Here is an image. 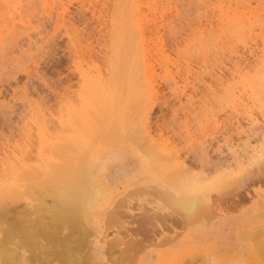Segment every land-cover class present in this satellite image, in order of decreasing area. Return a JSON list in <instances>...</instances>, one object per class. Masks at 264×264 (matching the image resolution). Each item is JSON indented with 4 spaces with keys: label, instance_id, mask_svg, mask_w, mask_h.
Instances as JSON below:
<instances>
[{
    "label": "rangeland",
    "instance_id": "374dc122",
    "mask_svg": "<svg viewBox=\"0 0 264 264\" xmlns=\"http://www.w3.org/2000/svg\"><path fill=\"white\" fill-rule=\"evenodd\" d=\"M103 1L0 0V249L15 251H2L11 264H93L79 225L93 217L72 209L86 182L117 211L102 229L125 257L110 256L113 242L103 264H141L127 256L157 232L168 249L154 264H180L181 168L217 173L264 145V92L251 87L264 76V0H129L112 16Z\"/></svg>",
    "mask_w": 264,
    "mask_h": 264
},
{
    "label": "bare ground",
    "instance_id": "6f19581e",
    "mask_svg": "<svg viewBox=\"0 0 264 264\" xmlns=\"http://www.w3.org/2000/svg\"><path fill=\"white\" fill-rule=\"evenodd\" d=\"M129 0H104L103 1V9L106 11H109L111 16L113 15V12H117L119 10H122L124 8V3L128 2ZM101 4V5H102ZM127 5V4H126ZM13 7V6H12ZM95 9V8H94ZM102 13H104V11ZM107 12V13H109ZM10 13V12H9ZM109 13V14H110ZM151 14V13H150ZM104 15V14H103ZM98 16V15H97ZM106 16H108L106 14ZM99 17V16H98ZM107 18V17H106ZM99 21V20H98ZM140 21V20H139ZM241 21L240 19H236V25L239 24ZM221 23V22H220ZM141 24V23H140ZM139 24V25H140ZM141 25L140 27H142ZM148 27V26H147ZM231 28V26H229ZM233 27V26H232ZM101 29V28H100ZM143 30V27H142ZM145 32V31H144ZM141 32V33H144ZM70 37V36H69ZM73 38V37H72ZM14 42V41H13ZM214 45V44H213ZM215 46V45H214ZM138 50V49H137ZM139 51V50H138ZM234 53V52H233ZM232 54V53H231ZM128 65H134L136 63H139V59L136 58L134 60H129ZM146 61V59L144 60ZM143 61V63H144ZM123 60L117 59L114 62L111 63V65L116 67L117 64L122 63ZM138 64V65H139ZM146 64V62H145ZM204 64V63H203ZM166 64L164 63L163 66ZM145 65V70H146ZM141 68V67H140ZM148 68V67H147ZM162 68V67H161ZM165 69V67H163ZM203 69V68H202ZM206 69V67H205ZM148 70V69H147ZM204 71V69L202 70ZM150 72V71H149ZM210 72V71H209ZM145 73V71H144ZM148 74V72H147ZM217 74V73H216ZM211 75V74H210ZM147 76V75H145ZM197 76V75H196ZM259 78L256 83L251 85L255 90L264 92V82L263 78ZM149 78V77H148ZM217 79V78H216ZM137 83V82H136ZM143 84V83H142ZM141 84V85H142ZM92 85V84H91ZM171 85V84H170ZM140 86V85H139ZM175 88V87H174ZM175 92V91H174ZM255 92V91H254ZM260 92V93H261ZM175 94V93H174ZM180 97V96H179ZM233 98V97H232ZM179 100V99H178ZM141 102V101H140ZM132 104V103H131ZM136 104V102H135ZM264 104V103H263ZM132 106V105H131ZM90 113V112H89ZM261 114V112H260ZM129 116V115H128ZM263 116V113H262ZM80 117V116H79ZM150 117V115H149ZM264 117V116H263ZM148 118V117H147ZM148 123V121H147ZM258 123V122H257ZM255 124V123H253ZM149 126V124H147ZM251 126V123L249 124ZM244 126V125H243ZM259 126V125H258ZM146 127V126H145ZM241 127V126H240ZM254 127H257L254 125ZM260 127V126H259ZM258 127V128H259ZM253 127H251L252 129ZM148 129V127H147ZM151 130V129H150ZM243 131V130H242ZM245 131V130H244ZM149 133L145 134V137L149 138ZM242 134V132H241ZM109 135V134H107ZM127 135V134H126ZM148 135V136H147ZM247 136V135H245ZM264 136V135H262ZM109 137V136H107ZM115 137V136H114ZM129 137V136H128ZM127 137V138H128ZM153 139V136H150ZM239 137V136H238ZM144 138L146 141L147 139ZM242 138V137H241ZM248 138V137H247ZM112 139V138H111ZM118 139V137H117ZM150 139V138H149ZM154 140V139H153ZM148 141V140H147ZM135 142V140L133 141ZM153 142V141H152ZM144 143V142H143ZM157 142H155L156 144ZM138 144V143H137ZM146 144V143H145ZM148 144V142H147ZM146 144L145 147H148ZM152 144V143H151ZM150 144L149 149H151L153 146ZM248 144V143H247ZM245 144V145H247ZM159 145V143H158ZM157 147H162L158 146ZM161 145V144H160ZM239 145V144H238ZM140 146H144L141 145ZM152 146V147H151ZM250 146V145H249ZM156 145L154 146V148ZM166 147V146H165ZM243 148V147H242ZM147 149V148H146ZM153 150V149H151ZM158 150V149H156ZM243 151L241 153L242 156L239 155L234 161V164H228L225 168H223L221 171L217 173H213L209 170L208 173L204 172L205 168H201V171H198L197 173H194L190 170V168L183 167L181 168L182 171L179 174V181H176L174 185H172V188L176 190V192L179 193L177 198H174V201H171L174 206H179V221L183 228V235L180 237V244L183 246L182 252H181V262L180 264H264V145L261 146L258 149H249L246 150L245 148L242 149ZM145 151V150H144ZM162 151V150H161ZM232 151V150H231ZM155 152V151H154ZM160 152V151H159ZM172 152V151H171ZM175 152V151H174ZM233 152V151H232ZM236 152V150H234ZM238 153V152H237ZM154 154V153H153ZM160 154V153H159ZM157 154V155H159ZM162 154V153H161ZM240 154V153H239ZM83 155V154H82ZM90 155V154H89ZM172 155V153L170 154ZM174 155V154H173ZM172 155V156H173ZM177 155V154H176ZM155 156V155H154ZM233 156V155H232ZM81 157V156H79ZM160 157V156H159ZM5 158V157H4ZM83 158V156H82ZM85 158V157H84ZM206 159V158H205ZM204 159V160H205ZM211 159V158H210ZM226 159V158H225ZM80 160V159H79ZM78 160V161H79ZM82 160V159H81ZM170 160V159H169ZM232 160V159H231ZM83 162V161H82ZM81 162V163H82ZM218 162V161H217ZM80 163V162H78ZM223 163V162H222ZM229 163V162H228ZM232 163V162H231ZM16 164V163H15ZM220 164V163H218ZM223 165V164H222ZM51 166V165H50ZM56 166V165H55ZM96 163L92 165V168H95ZM189 166V165H188ZM233 166V167H232ZM151 167V166H150ZM203 167V166H202ZM10 168V167H9ZM74 168V167H72ZM208 168V167H207ZM76 169V168H75ZM180 169V170H181ZM210 169V168H208ZM215 170L217 169L214 168ZM214 170V171H215ZM56 171V169H55ZM59 171V170H58ZM57 172V171H56ZM172 172V171H171ZM177 172V171H176ZM53 173V172H52ZM61 173V172H60ZM59 173V174H60ZM65 173V172H64ZM55 174V173H54ZM68 174V173H67ZM177 174V173H176ZM3 176L2 173H0V176ZM52 175V174H51ZM58 175V174H57ZM169 175V174H168ZM173 175V173H172ZM171 175V176H172ZM25 176V175H24ZM89 176V175H88ZM90 177V176H89ZM165 178V175H163ZM167 177V176H166ZM9 178V177H8ZM28 178V176H27ZM31 178V177H29ZM33 178V176H32ZM53 178V177H52ZM56 179L58 177L55 176ZM54 178V179H55ZM90 179V178H89ZM44 180V179H43ZM67 180V179H66ZM77 180V179H76ZM81 180V179H80ZM79 180V181H80ZM84 180V179H83ZM58 181V180H57ZM69 181V180H68ZM78 181V180H77ZM78 181V182H79ZM170 182V181H168ZM167 182V184H168ZM172 183L174 181H171ZM81 183V182H80ZM85 183V182H84ZM92 183V182H91ZM87 183L82 187L81 191H79V196L81 198H78V201H76L75 197L74 200L72 199V206L74 211L79 210L82 212L83 210H87V213L92 216V221L87 220L84 223L79 222V226L81 229L85 230L84 236H86V243L85 245L88 246V254L89 258L92 260L93 264H103L104 258L107 256L108 252L105 251L106 245L112 244L115 241L113 239H116L115 237L119 238L118 235L114 238L109 239V234L107 231L103 230L106 219H108L110 213L111 215H115L117 211L114 214L115 208L111 211L110 209H103L102 204L98 201V192L97 189L91 184ZM166 183V181H165ZM29 184V183H28ZM75 184V183H74ZM170 184V183H169ZM168 184V185H169ZM171 185V184H170ZM37 186V185H36ZM149 186V185H148ZM28 191L30 192L29 196L33 192L32 186L29 185ZM78 188V187H77ZM150 188V187H149ZM153 188V187H152ZM13 189V188H12ZM138 189V188H137ZM157 189V188H155ZM154 189V190H155ZM1 190V189H0ZM35 190V189H34ZM153 190V191H154ZM160 190V189H158ZM143 191V190H142ZM14 192V191H13ZM35 192V191H34ZM138 192V190H137ZM163 192V191H162ZM165 192V191H164ZM62 193V192H61ZM68 193V192H64ZM128 193V191H127ZM19 197H21V192L18 193ZM18 194H15V196H9L14 201L15 198H17ZM40 194V193H39ZM148 195V194H147ZM166 195V198H169L170 196L174 197L171 193L165 192L163 196ZM169 195V196H168ZM6 196V194H5ZM33 196V195H32ZM78 196V197H79ZM126 196V195H125ZM129 196V195H128ZM127 196V197H128ZM162 196V197H163ZM168 196V197H167ZM14 197V198H13ZM39 198V197H38ZM65 198V197H64ZM100 198V197H99ZM15 200V202L18 204L20 201ZM160 199V198H159ZM169 199H172L171 197ZM168 199V200H169ZM11 200V202H12ZM69 200V199H67ZM120 200V199H119ZM37 201V200H36ZM57 201V200H56ZM162 201V200H160ZM166 201V200H165ZM9 202L10 198L4 200H0V205H3L2 203ZM13 203V202H12ZM11 203V204H12ZM121 203V202H120ZM168 203V202H167ZM170 204L171 207L173 204ZM177 203V204H175ZM10 204V205H11ZM15 203H13L14 205ZM20 204V203H19ZM34 205V203H32ZM64 204V203H63ZM133 204V203H132ZM135 204V203H134ZM137 204V203H136ZM142 204V203H139ZM13 205H11L13 207ZM22 205V203H21ZM138 205V204H137ZM10 206V207H11ZM18 207L20 205H17ZM25 206V205H23ZM35 206V205H34ZM136 206V205H135ZM139 206V205H138ZM8 207V206H7ZM9 207V208H10ZM49 207V206H48ZM71 207V206H70ZM69 207V208H70ZM118 207V206H117ZM167 207V206H166ZM6 209V206L4 207ZM40 208V207H39ZM178 207H176L177 209ZM18 209V208H17ZM53 209V208H52ZM65 206V210H66ZM71 208L68 209V211L72 210ZM76 209V210H75ZM119 210V208H117ZM2 210V209H1ZM4 210V209H3ZM13 210H15L13 208ZM42 210V209H41ZM159 210V209H158ZM6 211V210H5ZM52 211V210H51ZM64 211V210H63ZM123 211V210H122ZM124 212V211H123ZM140 212V211H139ZM138 212V213H139ZM144 212V210H143ZM176 212V211H175ZM32 213V212H31ZM96 213V215H95ZM119 213V212H118ZM149 213V212H148ZM173 213V212H172ZM4 214V213H3ZM75 215V213H73ZM137 214V213H136ZM142 214V212L140 213ZM73 215V216H74ZM110 215V216H111ZM139 215V214H138ZM145 215V214H144ZM120 216V214H119ZM122 216V215H121ZM146 216V215H145ZM141 216H139L140 218ZM143 217V216H142ZM149 217V216H146ZM115 218V216H114ZM137 219V218H136ZM143 219V218H141ZM39 220V219H38ZM80 220V219H79ZM86 220V219H85ZM140 220V219H139ZM75 221V220H73ZM67 222V221H66ZM76 222V221H75ZM77 222V223H78ZM127 222V221H126ZM129 222V221H128ZM144 222V221H143ZM159 222V221H158ZM40 223V222H39ZM145 223V222H144ZM165 223V222H164ZM29 224V223H28ZM32 224V223H31ZM38 224V223H37ZM75 224V223H74ZM73 224V225H74ZM118 224V222H117ZM127 224V223H126ZM131 224V223H130ZM151 224V223H150ZM154 224V223H153ZM36 225V224H35ZM171 225V224H170ZM77 226V225H76ZM95 226V227H94ZM132 226V225H131ZM121 227V226H120ZM128 227V225H127ZM148 227V226H147ZM153 227V226H152ZM158 227V226H156ZM155 227V228H156ZM12 228V227H11ZM68 228V227H67ZM78 227H75L72 230H76ZM124 228V227H123ZM130 228V227H129ZM32 229V228H31ZM126 229V228H125ZM131 229V228H130ZM149 229V228H148ZM154 229V227H153ZM152 229V230H153ZM11 230V229H10ZM62 230V229H61ZM67 230V229H66ZM79 230V228H78ZM81 231L82 233L84 231ZM114 230V229H112ZM156 230V229H154ZM115 231V230H114ZM113 234L114 236L115 233ZM147 231V230H146ZM166 231V230H165ZM118 232V229H117ZM126 232V230L124 231ZM130 232V231H129ZM151 232V230H150ZM3 233V232H2ZM110 233V232H109ZM119 233V232H118ZM122 233V232H120ZM149 233V231H148ZM18 234V233H17ZM35 234V233H32ZM68 234V233H67ZM12 235V234H11ZM64 235V234H63ZM62 235V236H63ZM79 235V234H78ZM37 236V235H36ZM75 236V235H74ZM120 236V235H119ZM13 237V236H12ZM29 237V236H28ZM76 237V236H75ZM83 237V236H82ZM81 237V238H82ZM11 238V237H10ZM78 238V236H77ZM76 238V239H77ZM122 238V237H121ZM131 240V236L127 237ZM9 239V238H8ZM32 239V238H31ZM75 239V240H76ZM1 240V238H0ZM20 240V238H19ZM126 240H123V242H127ZM7 241V240H6ZM119 241H121L119 239ZM164 241V239H163ZM3 240L0 241V246L6 247L4 242V245L2 244ZM39 242V241H38ZM129 242V241H128ZM127 242V243H128ZM27 242H25L26 244ZM37 243V242H36ZM41 243V242H40ZM79 243V242H78ZM118 243V242H117ZM120 243V242H119ZM122 243V241H121ZM132 242H130V245L133 249L134 246L131 245ZM19 244V243H17ZM23 244V243H22ZM33 244V243H31ZM39 244V243H38ZM101 244L103 247V252L101 253ZM126 244V243H125ZM29 245V244H28ZM37 244H35L36 246ZM118 245V244H116ZM128 245V244H127ZM17 246V245H16ZM84 248V245H82ZM127 246L126 248H130ZM136 246V245H135ZM19 247V246H18ZM31 247V246H30ZM34 247V246H33ZM86 247V246H85ZM40 248V246H39ZM81 248V247H80ZM82 248V249H83ZM113 248H116L113 246ZM112 248V249H113ZM124 248V247H123ZM121 248L122 250H124ZM14 249V248H13ZM119 249V248H118ZM4 252L7 250L6 248H3L2 251ZM11 250V249H8ZM6 251L8 253H13L14 250ZM42 250V249H41ZM108 250V248H107ZM120 250V249H119ZM126 250V249H125ZM128 250V249H127ZM131 250V249H130ZM128 250V251H130ZM1 251V249H0ZM0 252L1 257L3 258L5 256L4 253ZM82 251V250H81ZM80 251V253H81ZM136 251V250H135ZM18 252V251H17ZM16 252V253H17ZM33 252V250H32ZM79 252V251H78ZM77 252V255H78ZM115 252V251H114ZM125 252V251H123ZM127 252V251H126ZM79 253V254H80ZM99 253L100 257L97 256ZM117 253V252H116ZM120 253V251H119ZM122 253V252H121ZM133 253V252H132ZM19 254V253H18ZM42 254V253H41ZM85 254V253H82ZM87 254V255H88ZM129 254V253H128ZM127 254V255H128ZM134 254V253H133ZM15 255V251H14ZM28 255V254H27ZM30 255V253H29ZM33 255V254H32ZM31 255V256H32ZM70 255V254H69ZM68 258L64 259L65 264H71V259ZM74 255V254H73ZM126 255V256H127ZM132 255V254H130ZM128 255L127 257H130ZM18 256V255H16ZM36 256V255H35ZM38 256V253H37ZM85 256V255H84ZM112 256V254H110ZM116 256V254H115ZM7 257V255H6ZM5 257V258H6ZM21 257V256H20ZM28 257V256H27ZM66 257V256H65ZM118 257V256H117ZM156 257V256H155ZM8 258V257H7ZM12 257H10L11 259ZM18 258V257H16ZM26 258V256H25ZM30 258V257H29ZM29 258H26V260ZM33 258V257H32ZM32 258L30 260H32ZM64 258V257H63ZM81 258V257H80ZM107 258V257H106ZM135 258V256H134ZM37 259V258H36ZM79 259V258H76ZM85 259V258H84ZM5 260V263L10 261L9 264L15 263L16 259L12 258L9 260V258ZM14 260L13 262H11ZM19 260V258H18ZM17 260V261H18ZM75 260V259H74ZM72 259V262H74ZM107 260V259H106ZM1 261V259H0ZM70 261V263H68ZM110 261V260H107ZM113 261V260H111ZM110 261V262H111ZM2 262V261H1ZM4 262V261H3ZM21 263V261L19 260ZM18 262V263H19ZM31 262V261H29ZM120 262V261H119ZM118 262V263H119ZM8 263V262H7ZM19 263V264H20ZM28 263V261H27ZM32 263V262H31ZM39 263V262H38ZM89 263V262H88ZM121 263V262H120ZM4 264V263H3ZM17 264V263H16ZM36 264V263H35ZM42 264V263H41ZM91 264V263H90ZM129 264V263H128Z\"/></svg>",
    "mask_w": 264,
    "mask_h": 264
},
{
    "label": "crops",
    "instance_id": "0c3cea01",
    "mask_svg": "<svg viewBox=\"0 0 264 264\" xmlns=\"http://www.w3.org/2000/svg\"><path fill=\"white\" fill-rule=\"evenodd\" d=\"M176 245L179 246V238ZM113 246L116 247V244L113 243ZM118 248L120 249L119 244L117 245V256L125 257V254H121V251ZM167 249H168L167 243L165 242V240L163 241L161 232L159 233L157 232L156 237H154L153 242L151 244L146 246L143 245L140 251L136 250V252L130 255V257H134V256L139 257V259H141V264H154L159 257H167ZM102 252H103V247L101 245V253ZM115 254H116V248H113L112 257H117L115 256ZM100 255L99 253L97 254V256L99 257Z\"/></svg>",
    "mask_w": 264,
    "mask_h": 264
}]
</instances>
